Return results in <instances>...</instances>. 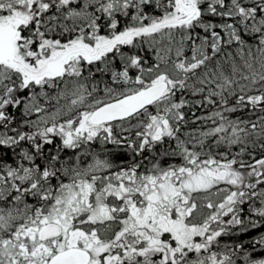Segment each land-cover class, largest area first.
Returning <instances> with one entry per match:
<instances>
[{
	"label": "snow or ice",
	"instance_id": "snow-or-ice-1",
	"mask_svg": "<svg viewBox=\"0 0 264 264\" xmlns=\"http://www.w3.org/2000/svg\"><path fill=\"white\" fill-rule=\"evenodd\" d=\"M0 264H264V0H0Z\"/></svg>",
	"mask_w": 264,
	"mask_h": 264
}]
</instances>
